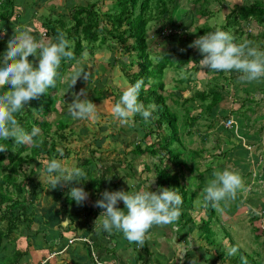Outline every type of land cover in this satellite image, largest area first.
Here are the masks:
<instances>
[{
  "label": "trees",
  "instance_id": "1",
  "mask_svg": "<svg viewBox=\"0 0 264 264\" xmlns=\"http://www.w3.org/2000/svg\"><path fill=\"white\" fill-rule=\"evenodd\" d=\"M46 1L47 0H41V3ZM66 1L68 5V13H59L54 17L49 15V18L45 19H42L44 18L43 15L41 18L43 22L34 26L32 21L26 22L28 13H25L23 18L19 15L17 10H20L18 7H21V4H14V0H0V33L4 32V29L7 26H11V29H14L15 23L12 20H18V23L21 24V26L27 25V28H29L38 41H43L45 43L49 42L50 39L54 41L58 32H64L67 39L70 41L71 50L74 52V59H62L61 65L57 70L58 75L56 77V86L54 88H49L46 95L42 94L38 99L31 100L25 106V109L17 114V119L20 125L26 131L30 132L34 127L40 129V135L37 138H42V143L38 147H34L31 144H15L11 138L8 140H0V144L7 147L6 151L0 152V252L4 255L3 259L0 260V264H21L25 257H29V251L32 244L26 242L21 246L18 241H21L23 236H18L19 233L17 234L16 232L20 225L39 222V220H37L39 218L36 214L37 205L34 202V198L45 193V196L48 199L50 198L53 203L59 202L64 207H68L76 204L75 201L71 200V197L68 194L70 188L73 186H82L88 193L92 188H95V195L103 193L108 184H112V187L116 190L119 189V181L122 179H118L117 164L115 163L109 166H103L94 176L89 175V173H87L88 171H85L86 176L80 179V183L82 184H77L73 181L67 186H58L57 188H51V190L42 187L40 181L36 179L37 172L32 167L33 162L39 158L45 161L53 158L67 159L69 157L70 153L68 150L65 148L60 150L58 145L61 144V141L66 140L67 134L65 131L72 127L71 121L73 118L69 114V109L66 111L64 108H68L65 104V100L68 99V94L72 93L75 95L74 91L77 89V86L74 85L72 88H69L70 82L68 80L65 82L63 77L67 67L70 68V66L76 63L79 59L81 60L84 53L93 56L96 52L101 50L103 45L108 43H112L109 49L112 45H118L120 50H123L124 53L131 54L132 56H129V58H133L136 70L132 73H128V68L131 67V64L128 66L124 60L115 61L114 55H112L109 60L110 67H115L116 65L122 67L124 73H126L124 77L127 79L129 85L142 79L144 83L139 93V101L145 106L149 104L156 105V111L153 113L155 119L145 121L139 114H137L133 118V122L130 124V129L136 132L140 137V142L133 145L132 150L130 151L132 158L137 159L144 156H149L152 159L155 158L156 160L155 163L152 164V167H149L148 165L144 166V169L147 172L152 171L153 173L154 183L152 185V191H156L158 188L175 189L183 198L181 217L189 215V213L193 211V202L196 197V192L190 193L186 190L183 185V175L184 172H186L190 176H193L196 175V171L195 168L190 166L188 159L183 156V139H185L186 136H189V132L186 131L187 135H184V130H182V127H179V124L181 123L187 125L189 128L193 127L192 125L187 124L188 111L185 108L190 100L184 98L182 92H174L172 102L175 105L177 104L180 106V109H177V111L175 109V112H173L172 108L167 103L166 96H164L167 91L164 77L169 69L179 71L187 67L188 69L194 68L197 70L200 65L199 61L203 57L195 48H188L182 51L170 48L163 54L154 56L149 52V39L147 38V33L152 30L154 24L170 19L179 0H109V5L103 4V6L106 7L105 9L98 8L96 3L86 2L80 5H74L73 0ZM193 1L200 4V8L196 10L197 16L201 19L207 17L201 28L197 27L196 34L198 37L220 29L232 33L235 40L245 36V40L252 41L254 36L250 34V32L248 33L244 31L243 26L248 22H253L259 26L264 25V0H255L249 4L234 6V8H232L223 18L224 24L219 27L214 26V28H210L209 24H207V20H210L209 17L212 15L211 11L207 8V3H211V1ZM216 1L222 2V0ZM31 3L35 6L34 2ZM189 14L192 16L190 10L188 12V15ZM32 18L37 19L34 15H32ZM181 27H183V23L181 24ZM165 28L166 26H162L155 34H160ZM185 32H187L186 29L182 31H179V29H173V35L178 34L180 35V38L185 37L188 41H191L192 36L189 33L185 34ZM262 37L264 38V35H262ZM171 41L173 40L167 38L165 43L168 44ZM184 42L188 45L186 41ZM253 46L255 45L253 44ZM6 49L7 46L5 42L1 41L0 58H2V54ZM30 58L32 57L30 56L28 59ZM190 65H192V67H190ZM34 67H36V65ZM231 73L233 74V76H231L233 81L235 82L238 80V73L235 71H232ZM217 75L219 77H215L207 92H199L197 94L199 101L207 102V114L213 108L219 107L223 96L224 87L216 84V81L220 77L224 82L230 80V77L228 76L229 78L227 79V76L224 75L223 71L217 72ZM90 78L91 77L88 79L89 82ZM107 79L109 80L110 78ZM261 81H264V79H261ZM261 81H259V84H261ZM182 83H187V81L181 79L179 84ZM262 83L264 84V82ZM8 87L9 86L6 85L3 89H0V94L8 90ZM96 87L97 86L94 85L93 93L89 98L91 101L93 99L94 101L97 100L96 94L100 88L96 89ZM226 87L227 86H225V89ZM60 91H62L61 94L63 92L68 93L67 96L64 93L62 95L59 94ZM258 91L261 92V89ZM260 94L264 99V90H262ZM102 97L103 96H101L100 99H102ZM252 100H254V98H248V101ZM60 102L64 108L60 105ZM59 105L64 112L59 115L58 119H54L50 122L48 120L46 121L45 118L47 116L58 113ZM182 112L184 114L181 117ZM237 114L246 119V111L243 112V109L237 112ZM67 118L69 120H67ZM55 122L57 128L56 130H52V124ZM254 122L259 123L260 119H256ZM251 124L255 125L254 123ZM201 126L202 125H200V127ZM263 127L264 125L256 130V133L260 134V136H257L255 141H250L251 139H249L246 143H258L260 144L259 148H264V138L262 136L264 135V133H262ZM76 129L82 130V133L87 132L85 126L80 125ZM72 131L73 129L71 132ZM228 133L229 132L226 134ZM233 136L234 133H230L229 138ZM92 137L95 138L94 135H92ZM147 137L153 139L150 145L145 142ZM95 144L96 150L92 151V156L97 153V151H101V144H99L97 139L95 140ZM234 147L235 145H231L230 149ZM236 150L241 151L239 148ZM232 151L230 152L231 156ZM240 154L241 152L234 156ZM89 163L90 162H87V164ZM40 168L44 170V164L40 165ZM128 169L132 173L131 177H133L132 168L129 166ZM126 176H128V174H126ZM197 179H200L199 176ZM95 195L92 197L94 198ZM201 196L202 195H200V199ZM235 202L237 203V208L235 210H237L239 206L243 207L246 204L238 200ZM202 203L204 204L205 202ZM204 206H207L206 213L211 214L210 219L216 217L215 208L211 205L204 204ZM85 208L90 215L94 214L96 211L94 206L90 208L85 206ZM222 208L226 210L225 205H222ZM76 209V213H80L78 206H76ZM67 217L72 224L78 220L77 216L74 214H67ZM255 220L256 218H251L252 223H256ZM46 224L55 227L52 222H46ZM56 225L62 233L64 227H60L57 223ZM199 228L204 231L202 232V237H204L207 245L215 247L216 241L215 239H211L214 234L210 230L209 224L203 223ZM68 230V227L65 228V231ZM55 231L56 230L50 232V238H52V234ZM259 231L261 232L262 228H260L259 225H255L253 232L256 233ZM63 235L64 234H61L59 236L61 247L65 245L67 241L64 240ZM70 236L75 238V232L72 231ZM11 242L13 244L18 242V244L10 249L9 245ZM229 244L231 247H237L239 250L237 254L232 257L224 255L223 253L215 252V258L220 263L242 264L240 257L243 256L247 259V264H264V260L257 259L253 253L252 255H249L231 239H229ZM35 246L37 247V245H34L33 247L35 248ZM133 247L137 248V245L134 243ZM141 248L145 255H139V259L145 261V257L150 256L149 242L145 240V243ZM93 250H95L96 253L95 259L91 255V251ZM58 252H60V250H58ZM106 252H111L113 254L114 250L106 249ZM78 253L79 252L76 251V254ZM85 253H87L88 258L93 264H104L100 261L99 256L101 255L96 248V244H93L92 249L86 247ZM54 255L56 254H53V256ZM53 256L44 261L48 263ZM70 256V264H77L76 261L73 260L75 255L71 254ZM211 263L216 264L214 259Z\"/></svg>",
  "mask_w": 264,
  "mask_h": 264
},
{
  "label": "rangeland",
  "instance_id": "2",
  "mask_svg": "<svg viewBox=\"0 0 264 264\" xmlns=\"http://www.w3.org/2000/svg\"><path fill=\"white\" fill-rule=\"evenodd\" d=\"M19 0H14V4H18ZM28 1V0H26ZM74 5H80L86 2L90 3H96L98 8L105 9L106 7L104 5H109V0H73ZM211 3H207V8L209 11H211V17L210 20H207V24H209L210 28L219 27L224 24L223 18L229 13V11L234 8V6H240L243 4H249L255 0H222V2H218L216 0H209ZM31 2L35 3V6L33 4H30L28 6L22 7L20 10H17L20 16H24L25 13H28L27 21H32L34 26L37 24H40V22H43L42 19L49 18V15L54 17L55 15H58L59 13L67 12V1L66 0H47L44 3H41V0H31ZM37 3V4H36ZM96 7V8H97ZM200 8V4L194 2L193 0H179L177 3L176 8L172 12V15L169 20L167 21H161L160 23L154 24L153 28L151 30L152 34H155L157 31L161 29L162 26H166L172 29H179V31H182L184 29L187 30L186 33H189L192 38L191 41H188L185 37H181L180 35H170L167 38H170L171 42H169L167 45H180L182 49H185V47L189 46L195 39L198 38L196 32L197 27H200L204 24L206 18H199L196 14V10ZM26 9H29L28 11H25ZM191 12L192 16L188 12ZM16 11V12H17ZM68 13V12H67ZM32 15H34L37 19H33ZM44 15V18L42 16ZM22 16V18H23ZM50 16V17H51ZM42 18V19H41ZM22 20V19H21ZM15 24L14 26H21V24L17 21L12 20ZM169 21V22H168ZM25 22V21H24ZM183 23V27H181V24ZM187 25V26H186ZM25 26V25H24ZM208 26V25H207ZM8 27V26H7ZM15 27V28H16ZM27 27V25H26ZM29 29V28H28ZM244 31L250 32L254 36V39L252 40L254 42V45L258 47L259 50L264 51V38L262 35H264V25L259 26L256 25L253 22H248L243 26ZM3 34H0V42L4 41L7 46V41L11 38V36L14 34V29L5 30L2 32ZM43 34V32H42ZM232 34V33H231ZM156 35V34H155ZM160 36V35H159ZM179 36V37H178ZM257 36V37H256ZM177 37V38H174ZM166 38V39H167ZM159 39V38H154ZM246 37L242 36L241 38L235 40L234 42L239 44L243 40H245ZM52 41V39H50ZM186 41L188 45L185 44ZM112 43H108L106 45H103L101 47V50L96 52L93 56L87 55V53L83 54V57L81 60L79 59L76 63H74L72 66L67 67L65 75L63 77V80L65 82L68 80L71 83V78L76 74L75 72H84L87 74V77L90 78V82L83 80V78H78L76 82L77 89L74 91L75 93H78L81 89H87V98L89 99L91 97V94L94 90V85H96V89H99V91L96 94L97 100L92 102L97 106V111L99 114V118L96 120H76L73 119L71 121L72 127L70 129H67L66 132V140L61 141V144L58 145L60 150L62 148H65L68 150L69 157L67 159L61 158L57 159L61 161L64 164L70 165L72 167H82L85 171H88L89 175L94 176L103 166H109L113 163L117 164V171H118V179L120 180L119 189L117 190H124L129 192H136L141 190H149L152 191L153 183H151L152 180H154L152 171L147 172L144 168L145 165H148L149 167H152V164L155 163V158H151L149 156H144L142 158L134 159L132 158L130 151L132 150V146L140 142L139 135L130 129V124L123 125L117 120H115L110 112L111 107L119 101L122 92L130 86L127 82V79L124 77L126 73H124V69L120 67L119 65L115 67H110L109 60L111 59V56L114 55L115 61L119 60L124 62L129 66L131 64V67L128 68V73H132L136 70V66H134L133 58L129 56H132L131 54L124 53L123 50H120V47L118 45H112V47L109 49ZM166 44L160 43V41H149V52L151 54L160 55L163 53L164 48ZM32 61L33 66H38V58L32 57L29 59ZM192 67V65H190ZM205 68H202L201 65L198 66V69L195 70L194 68L188 69L187 67L175 71L173 69L167 70V73L165 74L164 80L166 84H169V86L166 87V92L164 96L167 98V103L172 108V111L180 109L177 104L175 105L172 102V96L174 92H182L184 97L189 96V92L191 90H194L196 88L197 90H204L203 84L204 82L212 78L215 74L213 71H209V73H206L204 70ZM237 73V72H236ZM227 79L230 77V80L225 81L224 80H218L216 84H218L221 87L225 86L226 89L223 90V101L222 104L228 106V108L231 111L239 112L243 109V112L246 111V114H248L251 110V113L253 112V109L257 106H261L260 108H264V99L262 95L260 94L262 90H264V84L261 81V87L256 88L253 86V83H241L238 80H236V83L233 82V74L230 72H225ZM91 75V76H90ZM229 76V77H228ZM235 76V75H234ZM107 78H110L109 80ZM181 79H185L187 81L186 87H179V82ZM97 82V83H96ZM263 84V85H262ZM185 86V85H183ZM177 89H173V88ZM235 89L238 90V92H235ZM261 89V92L258 90ZM171 90V91H170ZM239 91H241V96L238 95ZM62 91H60L59 94H61ZM66 96L68 93L63 92ZM62 93V94H63ZM74 93V94H75ZM236 93V95H234ZM61 94V95H62ZM229 94V95H228ZM102 97V99H100ZM250 97L254 98L252 101H248V98ZM83 98V97H81ZM194 98V97H193ZM74 95L72 93L68 94V99L65 100V104L68 108L66 111H68L70 104L73 102ZM222 99V98H221ZM90 100V99H89ZM59 105V106H60ZM60 107H58V113L56 114H50L45 118L47 121H53L54 119H58L59 115L64 112V110ZM186 110L188 111L187 115V123L189 125H192L193 128L196 127V132L193 133L191 136H186L185 139H183V156L188 159V162L190 163V166L195 168L196 171V178H201L203 176H208L209 179H212V173L216 170H224L225 168L233 171H238L241 176L243 177V180L247 185H245L248 189H250L253 184L252 181L257 184L254 187V192H251L247 194L248 192H243L242 196H237V198L233 201H229L227 203L221 202L220 205L226 206V210H222V207L219 205L216 208V217H212L210 219L211 214H203L202 212L206 213V209L204 204L202 205V208H200L198 200L195 201L194 204V211L190 212L191 218L193 219L194 223H198L200 221L199 225H202L203 223L209 224L210 226H214V232H215V241L216 245L210 246L207 245V243H204V246L200 251L198 252V255H196V259L198 260V264H212V260L214 259L216 264H218V260H216V253H223L224 255H227V249L230 247L229 239L234 241L236 244L240 246V248L247 252L249 255H252L251 250L259 251V247L257 244L260 245V253L262 254L264 252V248L261 247L264 244V216L262 215V211L264 210V162L261 164L260 158L250 159L248 161V170H250L249 173L245 174L247 172L246 169L241 168V164L243 162V156L242 154L238 156H234L235 154L239 153L240 151H237V148H242V144L246 143L248 140L244 139H238L239 137L245 136L247 139L249 138H257V136H260V134L256 133V130L260 126L264 125V117L260 118L259 123H253L254 126H248L246 127L243 125L245 121L240 119L238 122L234 121L235 127L233 126L230 129L227 130H217L216 132L212 133H205L207 129H204L203 127L200 128V124L206 121V119H201V114L197 112V108L194 102H189L187 106H185ZM222 108L225 109L224 106ZM250 108V109H248ZM243 114V113H242ZM237 116V115H236ZM70 118V116H69ZM236 120L235 116H227V119ZM253 115H248V120L252 119ZM219 121L217 122L218 125L221 126L220 120H223L222 118H217ZM67 120H69L67 118ZM200 121V122H199ZM66 122V121H65ZM213 122H216V120H213ZM85 126L87 128V132H83L82 130L76 129L79 126ZM244 126V127H243ZM52 130H56L57 124L56 122L52 124ZM179 127H183L180 126ZM73 131L71 132V130ZM200 129V130H199ZM184 130V135H187L186 131H188L186 128H182ZM234 133V136L231 138L222 137L221 134ZM190 133V132H189ZM216 133H220V136L216 135ZM228 133V134H229ZM264 133V127L263 131ZM92 135L95 136L92 137ZM239 136V137H238ZM264 138V135H262ZM101 144V151H97V153L93 154L92 151L96 150V144L95 140ZM152 138L147 137L145 139V142L147 144L152 143ZM231 145H235L234 148L230 149ZM98 146V145H97ZM176 146V145H175ZM234 149V150H233ZM63 150V149H62ZM233 150V151H232ZM253 150H257L253 149ZM232 151V156L230 155V152ZM259 151L262 152V147L259 148ZM228 152V153H227ZM245 152H248L246 149ZM234 156V157H233ZM44 160H41L40 158L33 162L32 167L36 170L37 175L36 179H38L44 189L51 190V185L47 182V178L44 174V170L40 168V165H43ZM87 162H90L87 164ZM132 168L133 171V177H131V172L128 169V167ZM25 167V166H23ZM125 174V175H124ZM128 174V176H126ZM135 174V176H134ZM249 174L252 175L250 183L248 179L246 178ZM257 174L259 176L260 174V180H254V175ZM199 180V179H198ZM151 183V184H150ZM185 184V185H184ZM263 184V185H262ZM184 186H189L187 181H183ZM205 181L202 180L200 183H198L195 187V190L202 195L201 200L204 202V189ZM95 188H92V190L89 191V198L87 201H85L84 205H78L77 203L72 206L64 207L62 204L53 203L51 199L47 198L45 196V193L39 195L37 198H34V202L37 205V211L36 214L38 215L37 220L39 222L32 223V224H24L20 225V227L17 230L18 236L22 235L23 237H28L32 235L37 229L38 231L44 230L42 233L38 235V238H40L42 235H44L46 232L50 233L51 231L58 230L61 231L59 227L56 225V223L61 227L65 224H69V219L67 217V214H74L77 216L78 220L75 221L74 225L71 224V227H75V230L77 231L76 227L78 224L83 223L86 228L83 229L80 232L78 231L75 233V235L87 238L89 241H92L93 243H96L101 236L100 230V223L101 219L98 217L100 216L102 209L95 207L96 211L94 214L90 215L85 208H90L94 205V202L101 198V193H98L95 195L94 192ZM108 191H116L112 187V184H108L106 186V189ZM104 190V191H105ZM252 190V189H251ZM95 195L93 198L92 196ZM239 197V201L243 203H249L252 206H255V210H249L247 206H239L237 210V201ZM243 198H246L243 200ZM257 201L259 199V205L258 206L254 201ZM119 205L121 207H124L123 202H119ZM206 205V204H205ZM230 205V206H229ZM76 206H78L80 213H76ZM80 206V207H79ZM118 206V207H120ZM229 208L227 209V207ZM259 208V209H258ZM97 213V214H96ZM55 217V218H53ZM256 218V224L251 222V218ZM65 218V219H64ZM98 218V219H97ZM199 218H202L203 220H199ZM76 220V219H75ZM85 220V221H84ZM45 222H52L55 227H52L51 225L49 227H46L44 224ZM198 225V224H197ZM196 225V226H197ZM254 225H259L262 228V231L260 232H253ZM45 226L44 228L41 227ZM70 227V228H71ZM258 227V226H257ZM30 228V229H29ZM53 228V229H51ZM65 229V228H64ZM121 237H123V233L118 231ZM64 234V237L69 236V232H65L62 230V233ZM34 237H37L36 234L33 235ZM256 237L259 239L257 240ZM55 236L53 237V239ZM33 239V238H32ZM52 239V240H53ZM187 239V238H186ZM28 239L27 241H29ZM13 241V240H12ZM123 243L124 240L122 239ZM257 241V244L255 243ZM149 250H151L153 247H155L153 242L149 241ZM225 243V244H222ZM15 244V243H14ZM14 244L11 242L9 245V248H13ZM73 247H78L80 249V256L85 257L86 259H89L87 256V253H84L82 250L81 243H78L74 245ZM225 247V248H224ZM224 248V249H223ZM141 249V247L137 246V250ZM157 252V250H155ZM153 255L155 254L154 250L152 249ZM161 253L167 252V249L160 250ZM132 250H127V255H131ZM152 255V253H151ZM183 254H180L179 259L183 257ZM200 256H203L202 258ZM4 255L0 252V260L3 259ZM6 257V256H5ZM150 258V257H149ZM149 264H153L152 258L149 259ZM193 258V257H191ZM201 259V261L199 260ZM205 260V261H203ZM160 262V260H158ZM260 261V260H259ZM180 263V262H179Z\"/></svg>",
  "mask_w": 264,
  "mask_h": 264
},
{
  "label": "clouds",
  "instance_id": "3",
  "mask_svg": "<svg viewBox=\"0 0 264 264\" xmlns=\"http://www.w3.org/2000/svg\"><path fill=\"white\" fill-rule=\"evenodd\" d=\"M172 34L173 29L166 27L160 34L156 35L148 31L147 38L148 41L158 40L160 43L166 44V38ZM234 41L235 37L231 33L217 29L199 36L185 49H197L203 57L199 64L209 71H223L225 76V72L235 71L238 73L237 79L241 83L259 82L264 79V51L253 46V41L245 40L239 44ZM163 48V53L170 48L177 51L185 50L176 44L170 46L166 44ZM152 55L156 56V54ZM30 56L38 58V66H33L32 61L28 59ZM62 59H74L70 41L64 32H58L54 41L45 43L38 41L26 26L14 28V34L7 41V49L0 58V89L6 85L9 86L8 90L0 94V140L11 138L15 144H31L34 147H38L42 143V138H37L40 135V129L34 127L30 132L26 131L20 125L17 114L21 113L31 100L38 99L42 94L46 95L49 88L56 86L57 70ZM81 77L85 81L88 79L86 73L77 72L71 78L69 88H72L77 79ZM143 83L141 79L128 86L122 92L119 101L111 107L112 117L121 124L132 123L137 114L145 121L155 119L153 113L156 111V105L145 106L139 101V93ZM167 86L169 84H166ZM173 89L177 88L174 87ZM204 92L206 91L204 90ZM69 114L76 120L87 121L99 118L97 106L87 98V89H81L75 93L73 102L69 107ZM183 114L182 112L181 117ZM229 120L231 125L227 127L226 124ZM181 125L184 128H189L183 123ZM233 126L235 127L234 120L223 119L221 125L223 130ZM188 132H190V128ZM6 150L7 147L0 144V152ZM43 163L44 174L51 188L67 186L73 181L82 184L80 179L86 176L82 167H72L55 158L45 160ZM212 177L204 189V202L213 208H217L222 201L227 203L235 200L238 192L248 190L238 171L227 168L222 171L216 170L213 171ZM151 183H154V180ZM68 194L71 200L78 205H83L89 198V193L82 186L71 187ZM121 201L126 211L118 207ZM182 204L183 198L175 189L158 188L156 191L141 190L136 192L122 189L105 190L93 206L103 210L98 217L101 219L100 228L102 230L108 233L113 230L120 231L130 243L143 247L146 236L153 226L175 225L178 222L182 214ZM262 215L264 216V210ZM75 241L84 243L90 249L95 244L87 238H75L70 240L69 244ZM238 250L237 247H229L227 255L229 257L235 256ZM95 254V250L91 251L94 259ZM240 259L242 264H247L245 257L242 256ZM45 263L46 261H43L40 264ZM191 264H197V260L192 259Z\"/></svg>",
  "mask_w": 264,
  "mask_h": 264
},
{
  "label": "crops",
  "instance_id": "4",
  "mask_svg": "<svg viewBox=\"0 0 264 264\" xmlns=\"http://www.w3.org/2000/svg\"><path fill=\"white\" fill-rule=\"evenodd\" d=\"M18 4H21V7L18 8H22L25 6H28L31 3V1H26V0H19ZM28 9H26L25 11H27ZM23 16V15H22ZM16 27V26H14ZM11 28V26H8L4 29L5 30H9ZM206 71V73H209L208 70L204 69ZM214 73V71H213ZM212 78L207 79L203 86V89L207 92L209 90V87H211L212 82L214 81L215 77H219L217 75V72H215V74ZM220 80V78L218 79ZM217 80V81H218ZM216 81V82H217ZM234 82V81H233ZM236 83V81L234 82ZM260 82H253V86L258 88L261 86V84H259ZM185 85V86H183ZM187 85L184 83L182 85H179V87H186ZM204 90H197L196 88H194V90H191L189 92V96L184 97L189 99L191 102H194L197 108V112H199L201 114V119L205 120L206 116L207 119L206 121H204L203 123H201L200 125H202L201 127H203L204 125V129H207V131L205 133H212V132H216L217 130L222 129V127L220 125H218V119L217 118H222V119H226L227 116H235L236 122H238L240 119H242L243 121H245L243 123V125H245L246 127H248L249 125L252 127L254 125H252L251 123H253V121H255L256 119H260L262 117H264V108H260L261 106H257L255 108V110L253 109V112L251 113V110L248 114H246V119L240 117L236 112L231 111L228 106L223 105L222 101H223V97L221 99V102L219 104V107L217 108H213L208 114L206 112V106H207V102L203 101H199L197 94L198 92H204ZM171 91V90H170ZM235 92H238V90L235 89ZM229 95V94H228ZM236 95V93L234 94ZM238 95L241 96V91H239ZM195 96V98H193ZM222 106L225 107L222 108ZM249 109V108H248ZM237 115V116H236ZM248 115H253L252 119L248 120ZM213 120H216V122H213ZM222 121L220 120V124L222 125ZM200 122V121H199ZM198 127V128H201ZM244 127V126H243ZM189 131V128H186ZM196 127H192L190 128V136L193 135V133L195 132ZM216 135L220 136V133H216ZM229 134H221L222 137H226L229 139ZM239 137V136H238ZM238 139H244V140H248L251 139L252 140H256V138H249L247 139L245 136L243 137H239ZM247 141V142H248ZM264 143V141H263ZM259 145L258 143H243L242 144V148L239 150H241V154L243 156V162L240 165L241 168L246 169L247 172L245 174H243L244 176L250 172V170H248V161L250 159H255L256 158H260L261 160V164L262 162H264V148L262 147L263 151L260 152L259 151ZM257 150H253L256 149ZM246 149L248 150V152H245ZM264 167V166H263ZM260 176V174H259ZM257 174L254 175V180H260ZM184 182L185 180L187 181L189 186H184L186 188V190L190 193L192 192H196V197L194 199L193 202V211L194 213H196V211L194 209V204L195 201L198 200L200 208H202V200L200 199V194L195 190V187L198 183H200V181L204 180L205 181V186H207L208 183V176H203L201 177L199 180L196 178V175L190 176L189 174H187L186 172H184ZM252 175L249 174L246 178L248 179L249 183L251 180ZM213 178V177H212ZM248 183H246L245 185H247ZM253 186L248 189L247 191H240L238 192L237 196H242L243 192H254V187L257 185L252 181ZM185 185V184H184ZM263 185V184H262ZM252 189V190H251ZM246 198H243V200H245ZM239 201V197L237 199ZM253 201L258 205H259V199L257 201H255L253 199ZM225 205V204H224ZM118 206H120L118 204ZM221 206V205H220ZM245 206H247L250 210H255V206H252L249 203H246ZM222 207V206H221ZM122 210H125L124 207H119ZM259 209V208H258ZM216 210V208H215ZM222 210H224L222 208ZM126 211V210H125ZM192 211V212H193ZM206 211V210H205ZM203 214L204 211L202 212ZM199 220H203L202 218H199ZM85 221V220H84ZM46 225V227H49V225L46 224V222L44 223ZM72 224V223H71ZM198 224V225H197ZM200 221L198 223H194L193 219L191 218V214L190 215H186L183 217H179L178 222L175 225H167V226H153L147 236H146V241H151L155 247H153L152 249L154 250L155 254L153 255L152 249L150 250V256L145 257V261H141L139 259V255L144 254V251H142V248L137 250V248L133 247L134 243H130L125 236L121 237V235L119 234L118 231L113 230L111 233H108L106 231H101L100 230V234L101 236L99 238H97L98 240L96 241V248L99 251L100 255V261L104 264H149L150 261H148V258H152V262L153 264H191L192 259H196V255H198V252L200 251V249H202V247L204 246L205 243V239L204 237H202V232H204L203 230H201V228H199L201 225ZM74 225V223H73ZM197 225V226H196ZM41 227V226H40ZM45 226L41 227L44 228ZM64 228H69L68 231H64L65 232H69V236L64 237V240H67L65 245H63L61 247V240H60V235H61V231L59 232L57 229L56 231L52 234V238H50V233H45L44 235H42L40 238H38V235L40 233H42L44 230L38 231V229L30 236H28V238L26 239L25 237H23L21 239V241H18L20 243L21 246H23L26 242H30L32 244L31 249L29 251V257H25L21 264H39L41 262H43L44 260H46L47 258H50L51 256H53V254H56L53 256V260L51 259L48 263L46 264H70V259H71V254L75 255L73 260L76 261L77 264H93V262L90 259H86L85 257H81L78 253L76 254V251L80 252V249H78V247H73L74 245L81 243L82 245V250L85 253L86 250V245L80 241H75L72 244H69V241L75 238H84L81 236H75L71 237L70 234L71 232H75L77 233L78 231L83 232L82 230L86 228V226L81 223L78 224L75 230V227H71L70 226V222L68 224L63 225ZM71 227V228H70ZM211 228L210 230L213 232L214 236L211 238L212 240L215 239V232H214V226H210ZM30 229V228H29ZM84 233V232H83ZM36 234L37 237H34L33 235ZM55 236V238L53 239V237ZM34 237V239H32ZM187 238V239H186ZM28 239H30L29 241H27ZM53 239V240H52ZM122 239L124 240V243L122 241ZM256 239L258 240L259 238L256 237ZM260 240V239H259ZM264 240V238H263ZM18 242H15V245L18 244ZM150 243V242H149ZM257 244V241L255 242ZM222 244H225L222 242ZM34 245H37V247L35 246V248L33 247ZM226 245V244H225ZM259 247V251H255V250H251L252 253L254 254V256L257 259L260 260H264V252L261 254L260 253V245L257 244ZM231 247V245H230ZM264 248V244L261 246ZM225 248V247H224ZM223 248V249H224ZM106 249H113L114 252L113 254L110 252H106ZM132 250V254L131 255H127V250ZM163 249H167L166 254L165 253H161L160 250L162 251ZM58 250H60V252H58ZM157 250V252L155 251ZM58 252V253H57ZM152 253V255H151ZM180 254H183L184 256L181 258V260L179 259ZM193 257V258H191ZM201 258L203 256H200ZM149 258V259H150ZM160 260V262L158 261ZM197 260V259H196ZM199 260L201 261V259L199 258ZM205 261V260H203ZM180 262V263H179ZM218 264H222L219 261H217ZM197 264H198V260H197ZM226 264V263H225Z\"/></svg>",
  "mask_w": 264,
  "mask_h": 264
},
{
  "label": "built area",
  "instance_id": "5",
  "mask_svg": "<svg viewBox=\"0 0 264 264\" xmlns=\"http://www.w3.org/2000/svg\"><path fill=\"white\" fill-rule=\"evenodd\" d=\"M230 125H231V121L229 120V121H227L226 126L229 127Z\"/></svg>",
  "mask_w": 264,
  "mask_h": 264
}]
</instances>
